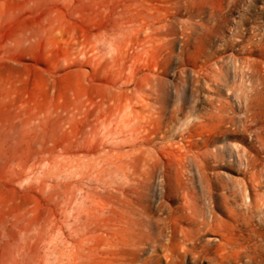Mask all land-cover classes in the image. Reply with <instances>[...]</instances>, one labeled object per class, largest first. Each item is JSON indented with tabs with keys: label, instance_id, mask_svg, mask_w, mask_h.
<instances>
[{
	"label": "bare ground",
	"instance_id": "obj_1",
	"mask_svg": "<svg viewBox=\"0 0 264 264\" xmlns=\"http://www.w3.org/2000/svg\"><path fill=\"white\" fill-rule=\"evenodd\" d=\"M168 30L124 0H0V264H134L147 250V191L169 145L151 62ZM261 177L243 187L264 205ZM250 222L243 250L259 256Z\"/></svg>",
	"mask_w": 264,
	"mask_h": 264
},
{
	"label": "rangeland",
	"instance_id": "obj_2",
	"mask_svg": "<svg viewBox=\"0 0 264 264\" xmlns=\"http://www.w3.org/2000/svg\"><path fill=\"white\" fill-rule=\"evenodd\" d=\"M124 1L174 29L151 62L164 70L169 145L165 177L159 168L147 191V250L134 264H264V250L242 245L250 221L264 228V205L244 189L262 174L264 195V0ZM164 190L174 200L161 199Z\"/></svg>",
	"mask_w": 264,
	"mask_h": 264
}]
</instances>
